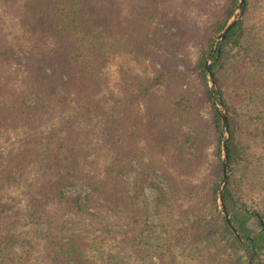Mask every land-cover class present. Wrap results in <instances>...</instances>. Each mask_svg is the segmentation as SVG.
I'll use <instances>...</instances> for the list:
<instances>
[{"label": "trees", "instance_id": "trees-1", "mask_svg": "<svg viewBox=\"0 0 264 264\" xmlns=\"http://www.w3.org/2000/svg\"><path fill=\"white\" fill-rule=\"evenodd\" d=\"M198 1L203 11L214 0ZM4 2L7 12L13 16L11 20H18L24 33L36 39L38 47H33L26 55L19 76L12 77L8 71L0 69V136L36 122L41 125L43 113L49 111L44 108L53 102L64 109L77 98L83 112L68 117L62 121L61 128H55L57 134L52 136L45 157L55 173L41 184L39 198L23 211L32 225L18 224L14 219L18 211L5 216L2 212L6 205L0 201V264H66L69 261L96 264L90 259L92 245L81 246L76 233L72 238L77 244H69L67 249L60 246L55 213L60 210L81 218L80 221L93 217L95 221H89L93 227L103 225V232L116 226V223L104 222L109 220H127L130 228L136 226L137 219L146 224L149 215L144 186L150 178L149 184L159 188L155 178L160 177L167 180L171 190L167 193L159 188L155 198L156 210L163 218L169 201L186 191L179 179L202 169L207 146L212 144H215V160L210 165L212 175L202 204V211L209 216L210 222L203 224L201 213H194L187 237L193 247L202 248V256L208 263H221L223 248L217 236L226 232L229 246L235 253L233 264H248L241 254L243 244L218 210L224 130L211 97L205 65V56L213 46L214 37L228 23L238 0H224L220 11L211 17L198 36L200 57L191 72L197 74L200 84L193 94L186 84L188 75L174 67V60L186 50V37L175 34L170 38L165 34L168 29L179 30L186 26V17L178 12H174L178 16L170 17L168 0ZM251 8L252 0H246L240 20L212 59L216 99L226 108L230 125V177L224 190V205L245 241L249 261L264 264L261 260L264 255V208L254 210L246 202H240L236 188L252 167L254 176L249 183L262 186L260 181L264 180V162L255 163L249 151L250 146L264 143V51L257 55L248 43ZM15 48L7 43L5 36L0 37L1 65L12 59ZM120 55H134L160 67L153 77L129 75L128 80L122 81L127 97L119 102L126 106V115L118 120L106 115L98 123L102 131L97 134L90 116L99 109L96 96L105 79V66ZM206 106L210 113L207 119L201 113ZM87 122L90 129L86 128ZM84 123L86 127L82 126ZM185 128L197 133L192 135L185 132ZM40 131L39 138H42L46 132ZM105 150L110 155L106 166L102 170L92 168L99 165L97 160ZM145 156H149L147 162ZM37 161L38 152L33 147L11 151L2 171L4 178H19L31 167H36ZM133 161L139 164L142 179L130 193L124 169ZM74 182L84 183L87 192H67V187ZM262 190L264 192L263 186ZM11 220L16 222L15 229L11 228ZM41 223L45 224L43 229L39 228ZM115 233L118 231H112V240L118 238ZM109 234L110 237L111 232ZM134 234L138 240L132 250L134 260L151 256L149 247L152 246L155 252H160L162 261L167 252L173 256L168 237L156 238L154 244ZM108 258L109 263L117 262L121 253L111 252ZM154 258L151 256L149 260Z\"/></svg>", "mask_w": 264, "mask_h": 264}, {"label": "rangeland", "instance_id": "rangeland-1", "mask_svg": "<svg viewBox=\"0 0 264 264\" xmlns=\"http://www.w3.org/2000/svg\"><path fill=\"white\" fill-rule=\"evenodd\" d=\"M223 3L224 0H214L212 4L207 7L208 9H205L206 11H202L200 9L201 7L197 5L200 4L198 0H168V4L171 5V9H168L170 17L178 16L174 15V12L181 13L186 17V26L180 27L179 30L177 28H173L172 30L168 29L165 34L170 38H174L175 34L186 37V50L183 54H179L178 59L174 60V67L181 73L188 75L186 84L187 87L191 89L192 94L197 93L200 84V79L197 74L191 72V68L194 67L200 57L198 36L211 17L220 11V7ZM7 11L4 0H0V28L2 29V31L0 29V37L5 36L7 43H11L16 47V52L12 59L6 62V65H1L0 62V69L1 71H8L12 77H15L16 75H20L19 70L21 71V67L25 63L26 55L30 54L33 47H38V42L32 35H26L18 20L13 22L11 20L13 16ZM248 19H250L248 43L251 44L255 53L260 55L264 51V0H252V8ZM190 33L191 36H188ZM219 34L220 32L214 37V40ZM214 40L212 48L214 47ZM171 44L174 46V43ZM212 48H210L206 54L205 60ZM168 56H170L169 53ZM159 67L160 66L149 60L142 61L134 55H120L110 59L104 69L105 79L101 82L100 93L96 96V100L99 101V109L90 116L92 117L93 128H95L94 132L100 134L102 128L98 123L106 115L112 116L117 120L124 118L126 115V106L121 105L119 102V99L125 100L127 97V94L124 93L123 90L124 84L122 81L125 82V79L128 80L129 75L140 78L147 76L153 77L155 70ZM49 106L50 107L44 108V111H49L43 113L44 119L41 125H38V122H36L33 126L11 130L10 132L2 133L0 136V201L6 205L2 213L8 216L11 215L12 212L18 211L19 213L14 215V219H16L18 224L27 227L32 224L30 223L31 220L25 216L23 211L31 206V203H34L32 201L39 198V188L41 184L50 179L55 173L54 169L50 167L51 163L45 158L47 156L46 152L48 151L49 143L53 141L52 136L57 134L55 128H61L63 126L62 121H65L68 117L75 116L78 112H83V108L80 106L77 98L72 99V102L68 103L64 109L54 102ZM201 113L204 118L207 119L210 114L209 108L207 106L204 107ZM82 126L86 127V123ZM87 126L86 128L90 129L88 122ZM40 130L46 132L42 138H39ZM184 131L192 135L197 133L196 131H191L189 128H185ZM23 147H33L37 150V166L31 167L17 179L4 178L5 176L2 171L5 169L8 153ZM249 151L253 157L251 158L256 160L255 163L264 162V143L257 147L250 146ZM106 153V150L102 152V157L97 160L99 161V165H94L92 168L102 170L106 166L110 157L109 152L108 154ZM206 153V163L201 170L193 173L192 176H184L179 179L184 183L186 191L181 192L178 198L169 201L167 207H165L163 218H161L156 210L155 198L160 192L159 188L167 193H170L171 190L166 179L160 177L155 178V183L159 186V188H157L149 184L151 181L149 178L144 186V195L148 203V223L143 224L137 219L136 226L130 228L127 226V220L104 221L111 225L116 223V226L109 227L108 232H111V236L109 237L110 234L107 231L103 232V225L96 224L93 227L91 221L94 222L95 218L90 217L80 221L82 220L81 218L65 214L64 212L62 213L58 210L55 213V229L59 232L61 238L60 246L67 249L72 243L75 242L77 244L78 241H80L81 246L85 244L86 246L92 245L90 248V253H92L90 259L96 264H233L235 253L229 246V235L226 232L217 236L223 248L221 253L222 256L219 260L221 263L214 261L208 263L202 256V248L193 247L190 239L187 237L189 232L188 228L193 224L192 222L195 218L193 215L194 213H201L203 224L207 225V222H210L209 216L205 211V213L202 211V204L204 201V190L212 175L210 165L212 161L215 160V144L207 146ZM49 155L50 153L48 156ZM148 160L149 156H145L144 161L147 162ZM88 170L91 171V168L89 167ZM124 171L126 184L129 187L130 193H133L135 184H141L142 177L139 175V173H141L139 164L133 161L131 166H125ZM253 173L254 167L249 170L247 178L244 179L243 183L236 186V188H238L239 195L241 196L240 202H246L254 210H261L264 208V192L262 190V186L264 188V180L260 181V185L262 186L249 183L254 176ZM67 192L86 193L87 187L84 183L74 182L67 187ZM11 221V228L14 227L15 229L16 222L13 220ZM120 226H122V228ZM44 227V223L39 224L40 229ZM112 231H118V233H115L118 237L116 240H112ZM75 233L79 237L78 241H74L72 238ZM134 233L140 234L143 240L154 244L161 236L168 237L167 243L170 245L173 256L170 255V252H167L165 260L162 261V256L159 255L160 252H155V246H152L151 248L149 247V250L151 249V256L155 257L154 259L149 260V258H151V256H149L145 260H134L132 257V250L138 243ZM245 247L246 246H243L241 254L244 255V259L250 264V256L247 250H245ZM116 251L121 253V258H119L117 262L109 263V253H115ZM261 260L262 262L264 261V255H262ZM66 264L80 263L69 261Z\"/></svg>", "mask_w": 264, "mask_h": 264}, {"label": "water", "instance_id": "water-1", "mask_svg": "<svg viewBox=\"0 0 264 264\" xmlns=\"http://www.w3.org/2000/svg\"><path fill=\"white\" fill-rule=\"evenodd\" d=\"M246 0H238V4L228 19V23L226 26L222 29L220 34L215 38L214 40V47L209 52V54L206 57L205 65H206V72H207V78H208V86L210 89L211 97L213 100V103L216 107V109L219 111L222 121V126L224 130V137L222 142V162H223V176L220 181V185L218 188V208L220 212L222 213L223 218L227 223L231 226L232 231L236 235V237L241 241L243 246H245V241H243L240 232L236 228L234 222L231 219V216L228 214L223 200L224 190L227 185V182L229 180V139H230V125L227 118V112L226 108L221 105L217 99H216V92H217V86L212 66V55L215 53L217 48L225 41L228 33L231 31V29L234 27L235 24L240 20V17L242 16L244 7H245ZM246 250V247H245ZM250 264H252V260H250Z\"/></svg>", "mask_w": 264, "mask_h": 264}]
</instances>
